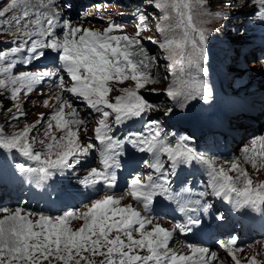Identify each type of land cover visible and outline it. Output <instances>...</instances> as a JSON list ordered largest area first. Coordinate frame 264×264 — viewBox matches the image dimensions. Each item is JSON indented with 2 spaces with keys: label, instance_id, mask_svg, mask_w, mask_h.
<instances>
[{
  "label": "snow or ice",
  "instance_id": "snow-or-ice-1",
  "mask_svg": "<svg viewBox=\"0 0 264 264\" xmlns=\"http://www.w3.org/2000/svg\"><path fill=\"white\" fill-rule=\"evenodd\" d=\"M256 2L261 7L258 15L264 18V0ZM152 4L161 13L160 38L149 39L161 50L172 77L164 91L173 107L163 114L179 119L174 109L184 110L192 101L212 97L206 80L207 34L197 22L207 0H152ZM100 7L96 5L97 10ZM0 17L5 18L0 21L2 30L11 29L14 37L11 47L0 50V90L16 101L21 93L31 94L44 78L55 76L58 81L56 103L49 114L41 113L34 123L12 133L0 126V150L25 158L13 167L24 182L37 188L75 171L90 155L98 154L99 161V167H91L78 181L91 194L82 210L72 208L52 216L20 206H0V264H223L216 251L202 244L186 243L180 249L169 245L177 231L202 230L203 217L209 213L224 221L219 208L213 211L212 198L236 212L247 209L264 215V180L255 179L249 171V166L256 173L264 170V135L253 137L242 157L219 163V157L198 150L192 137L167 132L156 119L145 120L158 108L141 90L159 80L153 75L158 59L145 48L142 28L129 35L113 20L102 31L73 24L63 18L55 0H10ZM46 55L53 56L55 72H15L18 64L31 65ZM127 81L134 86L118 87ZM66 94L96 114L94 136L86 143L80 138L81 131H88L85 120ZM50 99L44 101L45 107ZM14 107L12 120L26 115L18 105ZM137 121L142 122V130L117 135L118 128ZM126 146H130V160L122 165ZM134 152L150 155V161H142L150 169L147 174L137 168ZM122 167L128 175L123 178V195L117 196L113 190ZM193 167L207 177L196 199L188 195L190 181H181L178 175V169ZM174 179L182 185L180 191L174 190ZM128 197L136 206L122 203ZM160 199L174 202L184 222L172 229L154 223L151 213ZM77 220L83 223L74 229L72 222ZM237 240L230 235L216 243L233 264H243L238 255L243 248L237 247ZM245 261L264 264L257 255Z\"/></svg>",
  "mask_w": 264,
  "mask_h": 264
},
{
  "label": "rangeland",
  "instance_id": "rangeland-1",
  "mask_svg": "<svg viewBox=\"0 0 264 264\" xmlns=\"http://www.w3.org/2000/svg\"><path fill=\"white\" fill-rule=\"evenodd\" d=\"M104 1L55 0V3L62 8L63 18L71 20L73 24H83L86 27L102 31L107 27V21L113 20L115 23L122 25L129 35H134L138 28L143 29L140 33L143 44L149 53L158 59V64L153 70V75L159 80V83L149 85L147 89L141 90V94L158 108V110L150 112L144 118L145 120L157 119L165 125V129L183 127L192 136L198 150L213 155L212 153L216 151V148L211 151L206 150L201 144V131L199 129L190 130L186 125V121L199 122L208 131L215 126L219 127L220 120H223V123L228 122L232 118V130L238 136L236 139L231 140L232 142L229 143L224 153L220 152L219 163H223L224 160L231 161L242 157V150L245 145H250L253 137L264 135V118L258 122H250L249 120H245V118L239 120L237 116L234 117L237 113H242L239 106L248 98L249 100H258L261 103L259 104L260 107H254L255 111L253 110L251 114L253 118L264 112V18L258 15L261 7L256 0H207L205 11L197 17V22L205 29L207 34L206 80L211 87L212 97L210 100H207L208 102L199 100L203 102L200 106L194 104L191 106L190 103L188 110L174 109V111L179 113L181 118L171 120L163 113L167 108L173 107V102L164 91L172 77L166 71L167 61L163 59L161 50L149 39V37L157 40L160 38L157 32V25L160 22V11L154 8L152 0ZM9 2L10 0H0V10L6 7ZM96 5L101 6L99 10H97ZM89 13L91 15H88ZM141 15L145 17L143 21L140 19ZM10 16L11 13L8 14V17ZM4 19V17H0V21ZM3 27L0 24V50L11 47L12 45L9 42L14 38L12 30L4 32L2 30ZM245 47L250 48L249 54L244 53ZM45 69L53 72L56 71V64L53 62L52 55H46L40 60L33 61L31 65L18 64L15 72ZM221 76L227 79L226 88L229 89L227 92H224L220 88ZM68 81L69 78L65 76L66 84ZM57 83L58 81L55 76L44 78L43 83L38 84L31 94L21 93L19 99L16 101L11 99L8 92L0 90V126H4L5 132L12 133L22 129L26 125L34 123L41 113L49 114L52 106L56 103ZM232 84L239 86V89L234 91L233 87H231ZM129 86H134V83L127 81L124 84L118 85V87ZM152 88H155L156 91H151ZM116 94L119 93H113V95ZM50 97L49 105L45 107L44 101ZM72 102L78 109L80 117L85 120L84 126L88 128L86 133L83 131L80 133L81 141L86 143L88 138H93L94 136L93 128L96 126V114L89 111L83 102L76 99ZM163 102L166 103L164 107L160 106V103ZM14 105L22 108L26 115L21 116L18 120H12L11 116L16 115ZM192 108L197 115L194 114ZM8 109H12V112L9 113ZM134 125L118 128L117 135L120 134L119 136L122 137L130 131L135 132L143 129V124L140 121L134 122ZM42 132L43 128L40 129L39 135L42 136ZM222 141H224L223 138ZM129 149L130 146H126V155L122 158L126 161L130 160L129 155H127ZM133 155L137 161V168L147 174L150 169L142 161H150V155L138 152H134ZM22 160L20 157L16 159L14 156L0 159V178L20 192L19 197H14V199L8 202L9 207L15 208L20 206L33 213L56 216L72 208L82 210V206L89 202L91 194L87 189L79 186L78 181L87 174L91 167H99L98 154L90 155L81 165L76 167L75 171L58 176L56 183L51 189L37 188L34 184L24 182L23 178L13 167L14 163H20L19 161ZM240 162L241 164L244 163L242 159ZM122 165H124L123 160ZM249 171L254 175L255 179L264 180V170L256 173L249 166ZM118 175L120 180L118 186L113 191L115 195L120 196L123 195V178L127 177L128 174H123L120 169L118 170ZM178 175L181 181L190 178L188 186L192 188V193L188 195L191 198H198L196 194L203 190V185L207 181V177L202 169L198 167L178 169ZM193 176L199 177L197 181H195ZM173 186L175 191H180L182 187L181 184L175 182V179ZM78 187L80 191H77ZM51 194L54 196V199L50 197ZM92 198L95 197L93 196ZM122 203L136 206L130 197L123 200ZM212 203L214 210L219 208L225 218H234L239 222L248 218L244 210L239 212L233 211L227 203L215 198H212ZM155 222H159L164 227L172 229L171 225L165 221H160V218L155 220L154 217ZM82 223L79 220L73 221L72 227L74 229L79 228ZM173 239V242L169 245L173 249H180L181 245L186 244L175 233ZM238 255L241 261L244 262L243 264H246L245 257L250 258L253 255H257L258 260L264 261V241H259L251 247L243 248V251L238 253ZM230 262L233 264L232 260Z\"/></svg>",
  "mask_w": 264,
  "mask_h": 264
},
{
  "label": "trees",
  "instance_id": "trees-1",
  "mask_svg": "<svg viewBox=\"0 0 264 264\" xmlns=\"http://www.w3.org/2000/svg\"><path fill=\"white\" fill-rule=\"evenodd\" d=\"M160 106L164 107V106H166V103H164V102L163 103H160Z\"/></svg>",
  "mask_w": 264,
  "mask_h": 264
},
{
  "label": "bare ground",
  "instance_id": "bare-ground-1",
  "mask_svg": "<svg viewBox=\"0 0 264 264\" xmlns=\"http://www.w3.org/2000/svg\"><path fill=\"white\" fill-rule=\"evenodd\" d=\"M204 126H205V125H204ZM25 191H26V190H25ZM25 191H24V192H25ZM174 239H175V238H174ZM174 239H173V240H174ZM243 263H244V262H243Z\"/></svg>",
  "mask_w": 264,
  "mask_h": 264
}]
</instances>
